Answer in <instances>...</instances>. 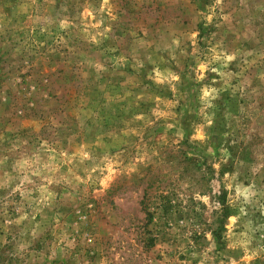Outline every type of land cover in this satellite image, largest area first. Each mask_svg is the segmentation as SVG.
Segmentation results:
<instances>
[{
  "label": "rangeland",
  "instance_id": "1",
  "mask_svg": "<svg viewBox=\"0 0 264 264\" xmlns=\"http://www.w3.org/2000/svg\"><path fill=\"white\" fill-rule=\"evenodd\" d=\"M0 264H264V0H0Z\"/></svg>",
  "mask_w": 264,
  "mask_h": 264
}]
</instances>
